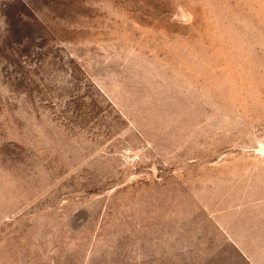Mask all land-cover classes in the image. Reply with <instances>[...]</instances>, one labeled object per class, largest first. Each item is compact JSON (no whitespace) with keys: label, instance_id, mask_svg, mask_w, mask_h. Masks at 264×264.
I'll return each instance as SVG.
<instances>
[{"label":"rangeland","instance_id":"374dc122","mask_svg":"<svg viewBox=\"0 0 264 264\" xmlns=\"http://www.w3.org/2000/svg\"><path fill=\"white\" fill-rule=\"evenodd\" d=\"M264 253V0H0V264Z\"/></svg>","mask_w":264,"mask_h":264},{"label":"crops","instance_id":"0c3cea01","mask_svg":"<svg viewBox=\"0 0 264 264\" xmlns=\"http://www.w3.org/2000/svg\"><path fill=\"white\" fill-rule=\"evenodd\" d=\"M241 254L249 261L250 264H264V253L260 251H255L250 248L249 253L246 252L245 248L239 247Z\"/></svg>","mask_w":264,"mask_h":264}]
</instances>
